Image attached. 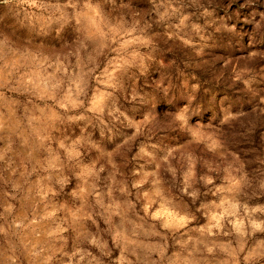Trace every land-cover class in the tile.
Wrapping results in <instances>:
<instances>
[{
	"label": "rangeland",
	"instance_id": "1",
	"mask_svg": "<svg viewBox=\"0 0 264 264\" xmlns=\"http://www.w3.org/2000/svg\"><path fill=\"white\" fill-rule=\"evenodd\" d=\"M0 264H264V0H0Z\"/></svg>",
	"mask_w": 264,
	"mask_h": 264
},
{
	"label": "crops",
	"instance_id": "2",
	"mask_svg": "<svg viewBox=\"0 0 264 264\" xmlns=\"http://www.w3.org/2000/svg\"><path fill=\"white\" fill-rule=\"evenodd\" d=\"M179 213H177V217H176V219L179 221L180 219H181V217H180V215H178ZM195 228H197V225H195L194 227L192 226V230L193 229H195ZM193 263H195V261L193 262Z\"/></svg>",
	"mask_w": 264,
	"mask_h": 264
}]
</instances>
